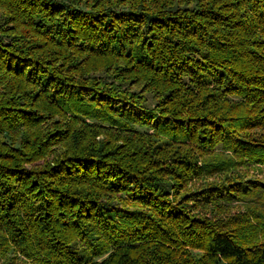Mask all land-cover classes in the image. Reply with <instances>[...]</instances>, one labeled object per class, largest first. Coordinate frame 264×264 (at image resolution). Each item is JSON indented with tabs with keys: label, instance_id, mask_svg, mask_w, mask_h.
<instances>
[{
	"label": "trees",
	"instance_id": "16d2710c",
	"mask_svg": "<svg viewBox=\"0 0 264 264\" xmlns=\"http://www.w3.org/2000/svg\"><path fill=\"white\" fill-rule=\"evenodd\" d=\"M84 2L0 0L9 24L0 30V181L7 178L0 182V224L11 223L3 209L21 207L29 216L27 230L12 227L14 249L31 264H264V240L247 241L264 233L263 183H244L246 211L232 220L238 237L210 221V213L220 218L209 196L179 202L186 184L204 175L264 167V0ZM114 58L111 71L137 74L134 86L150 87L149 103L135 106L147 114L143 120L130 105L112 109L111 84L103 85L107 96L99 103L82 82L69 84L83 64L94 71L88 83L107 80L101 73ZM52 59L64 71H55ZM53 85L63 97L55 98ZM36 110L64 122L45 119L35 130ZM156 110L171 120L152 134L134 128L149 125ZM86 119L110 126L103 127L106 140L95 141ZM119 138L125 146L114 145ZM53 140L68 152L39 169L22 166L40 156L38 142ZM214 153L221 160L209 162ZM216 187L223 186L209 190Z\"/></svg>",
	"mask_w": 264,
	"mask_h": 264
},
{
	"label": "rangeland",
	"instance_id": "374dc122",
	"mask_svg": "<svg viewBox=\"0 0 264 264\" xmlns=\"http://www.w3.org/2000/svg\"><path fill=\"white\" fill-rule=\"evenodd\" d=\"M79 3H81V6L79 5V7L82 8L85 7L84 6V0H78ZM78 3V4H79ZM119 5L121 6H125L126 3L125 2H121ZM71 6L76 7V4H72ZM78 8V7H77ZM4 14L0 13V30L1 31H6L8 29L9 24L7 23V19H4ZM4 36V35H2ZM61 36H65L67 39L69 37H67V34L63 33ZM84 44L83 41H79L78 45L82 46ZM120 51V49H118ZM125 50H128V48H125ZM122 51L124 54H126V51ZM37 53V52H36ZM86 53H82L76 56H72V60H78V58L83 57V55ZM125 57V56H124ZM117 59L114 58L112 60V63L108 66V71H106L104 73H101L102 75H106L107 76V80L103 79L100 80V78L96 77L97 81L93 82V83H88L89 81V77H91L94 74L93 68L89 69L87 68V66L85 64H83L80 69L76 72H73V81H70L69 84L72 85L73 87H77L80 86L79 81L82 82V86L83 89H85V95H88V97H94L96 103H99L100 101H105V96H107V94L103 93V85L104 84H111L108 85L107 88H110V90H113V96H115L114 98V102L111 105L112 109H114V111H117V113H119L122 110H129V106H131V113L136 116L138 119L141 118L142 120L144 118V116H146V113H143V111L139 108H136L135 106L137 105H142V101H145L146 96H151V98L153 97L152 95L149 94V89L147 90V86L148 84L144 82H140L138 86H134V81H140V78H137V74H133L131 73L130 76H127L124 73H120L119 71H111V67H113L115 64H117ZM51 65L50 66H54L56 69L55 71H61V69L64 71L63 69V65L61 63V61H56V59H52L51 60ZM46 67H48L49 65H47L45 63ZM41 68H39V70L42 69H47L45 66H43V64H41ZM110 69V70H109ZM34 73V74H33ZM32 74L37 78V76L40 75V73L36 70V71H32ZM115 78V79H113ZM137 78V79H136ZM57 87V88H56ZM51 90L54 91L55 94V98L58 99L63 97L64 94L61 95V88H59L57 85H53ZM107 90V89H106ZM109 90V91H110ZM150 99L145 102L149 103ZM154 108V105L151 104V109ZM33 113L37 114L40 118L39 122L37 124H34V129L35 130H39L40 129V124L43 122V120H53L52 124L55 126H60L61 124H63L64 119L63 118H58L57 116L54 115V112H50V114L48 115L46 112H43L42 114H39V110L34 111ZM114 113V112H113ZM33 115V114H30ZM65 116H67L66 114H64ZM116 114H113L112 116H115ZM149 119L147 123H149V125H145L144 124H134L135 125V129L140 130L141 132H145L147 131L148 134H152V129L154 130L155 125L158 124H162L164 123L166 120L169 121L171 120L170 116H163L160 115V113H158V110L155 111V114H149ZM59 119V122H57ZM139 121V120H138ZM84 122L88 125H90L91 129L94 133V139L96 142L102 141V140H106L107 135L104 134V129L103 127L106 128L110 127L107 124L102 123L100 120H96V119H86L84 120ZM146 123V122H145ZM146 123V124H147ZM45 124H48V130L50 132H52L54 129L52 127L51 124H49V122H46ZM75 128L78 127V124H75L74 126ZM102 127V128H101ZM118 133V132H116ZM127 132H124L123 134H125ZM98 134V135H97ZM119 139L121 141H119ZM117 140V142H115L116 144H114L116 147H118L117 145H126L125 141L122 138H119ZM158 140V143H160V141L163 139L161 136H158V138H156ZM8 143H10L9 140H7ZM109 143V141H106ZM17 143H19V139H17ZM11 144H15L13 142H11ZM41 142H38V147H36V149L38 150L39 147L41 149H44L42 152H38L35 151L34 154H40V156L35 157V159H31L30 162H24L22 164V166L27 169H39L42 166L46 165V164H51L53 162V158L54 156L61 152V154L67 153L68 150L65 148H68L69 145L67 147H65L63 144H60L58 140H53L51 141L48 145ZM109 148V145H108ZM110 150V148H109ZM48 151V152H47ZM122 151V149H121ZM48 153L47 156L46 155H42L45 153ZM209 162H217L221 160V157H219L218 153H214L213 155H211L208 159ZM243 170H241L240 172H237L235 174H232L231 172H226V173H211L210 175H204L201 178H197L194 181H190L189 183L186 184V193L187 194H183V195H179V202H182L184 204H189L191 203L190 201H193L195 199H198V196H200V199H203L208 197L210 199H212V204L214 206L217 205V209H215L214 212L217 213V217H219L220 219L216 218V221L213 220L214 215H216L215 213L209 215V219L211 222H215L216 226H219V229L221 231H229L232 234H234L236 237V231L233 228V224H232V220H233V216L235 214H240L238 213L239 211H246V204H244L242 202L241 199H243L246 196V190H242L243 187L245 186L246 183H250L253 184V182L255 183H263L264 184V167L262 168V170H258L256 171L255 169H250L248 168V170H245L244 172H242ZM245 173V174H244ZM232 174V175H231ZM4 181H0L2 183V185L7 184V178L3 177L2 178ZM240 180L236 181V180ZM224 180L229 181L230 184H223ZM228 183V182H227ZM245 183V184H244ZM18 185V184H16ZM223 186V187H216L212 190L210 187H214V186ZM20 187V186H19ZM238 189V190H237ZM29 190H32L29 189ZM258 191L262 192L261 189H259ZM2 192L0 191V194ZM33 197L34 201H37V199H39V192H36ZM225 200H222V197ZM116 197V196H115ZM119 199H124L125 195H119ZM216 197H220L217 200H214L213 198ZM237 197H239L240 200H237ZM242 197V198H240ZM187 199H190V201H188ZM192 199V200H191ZM33 201V202H34ZM0 202H1V198H0ZM118 202V201H116ZM121 205H123L124 207L126 206V208L128 209H134L137 208L139 206H137L136 204H130L128 202H123ZM245 209V210H243ZM260 211H264L262 208L259 209ZM3 212V217H10L11 219V223L9 225H5V224H0V264H31V260H29V258L27 257V255L25 253H22L19 250H15L14 247L12 246L13 244V240L12 237L14 236V231L15 228L12 229V227H16V228H21V226L23 225L26 230L29 226V216H26L25 211L23 208H18L15 213L12 212H8L5 209L1 210ZM235 211V212H234ZM206 212V211H205ZM234 212V213H233ZM60 213V214H59ZM58 215L60 217V215L62 214L61 212H59ZM207 214H209V212H206ZM40 215V214H38ZM37 215V216H38ZM199 215H204V212H202V214ZM35 215H33L32 217V223L35 226H38V220L36 218H34ZM229 218L231 221V224L229 225L228 222L224 223V219ZM22 234H20V237L22 238ZM240 235V234H239ZM27 236H25L26 238ZM264 240V233L259 232V234L256 235V238H249L247 241H249V244H253V243H257L259 241ZM12 243V244H11ZM77 244H80V241H76V246ZM82 246L85 245V243H81ZM22 247V246H21ZM44 247V246H43ZM80 247V245H79ZM23 248V247H22ZM45 248V247H44ZM48 249V248H45ZM192 256H200L201 252H197L196 250H191Z\"/></svg>",
	"mask_w": 264,
	"mask_h": 264
}]
</instances>
